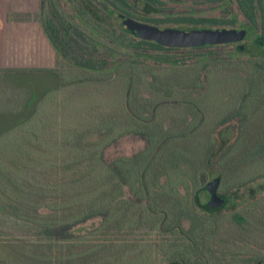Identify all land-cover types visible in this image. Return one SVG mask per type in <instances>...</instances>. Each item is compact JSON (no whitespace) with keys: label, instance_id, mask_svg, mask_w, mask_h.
I'll return each instance as SVG.
<instances>
[{"label":"trees","instance_id":"16d2710c","mask_svg":"<svg viewBox=\"0 0 264 264\" xmlns=\"http://www.w3.org/2000/svg\"><path fill=\"white\" fill-rule=\"evenodd\" d=\"M244 1L251 14L253 0ZM36 5V0L12 5L7 65L0 66V264L152 263L155 254L173 251L175 245L164 240L177 231L173 212L154 196L150 208L129 200L122 182L150 172H191L196 166L205 172L197 159L210 155L212 148L202 147L197 133L164 130L153 120L160 96L148 98L141 84L127 83V69H117L115 75L107 66L78 60L67 46L73 44L72 24L64 25L54 5L48 14L39 9L34 22ZM58 63L79 73L63 74ZM37 72L53 74L58 82L38 91L28 80ZM114 83L123 90L120 96L110 94ZM156 88L149 85V92L156 94ZM163 90L172 92L170 84ZM260 120L258 128L242 131L236 152L230 148L224 154L258 160L244 162L241 169L229 165V172L264 174ZM138 133L148 140L145 149L106 160L110 144ZM5 218L32 226L34 237L10 232L1 223ZM94 218L100 222L91 229L81 226ZM174 263L181 262L170 258L168 264Z\"/></svg>","mask_w":264,"mask_h":264},{"label":"flooded vegetation","instance_id":"af4514ba","mask_svg":"<svg viewBox=\"0 0 264 264\" xmlns=\"http://www.w3.org/2000/svg\"><path fill=\"white\" fill-rule=\"evenodd\" d=\"M244 2L39 0V9L48 14L52 5L57 6L64 25L72 24L69 36L73 44L67 46L78 60L107 66L115 75L117 69H127V83L157 85L156 94H145L162 98L154 105L153 120L173 133H197L202 147L214 150L197 159L204 163L205 172H199L200 167L196 166L191 172H150L147 178L134 180L130 176L122 182L127 198L135 203L146 202L150 208L149 200L154 196L156 203L170 205L177 232L191 244L190 249L176 255L181 263L191 256L198 262L192 264H211L203 245L211 239V221L216 228L218 214L229 209H235L236 220L233 214L231 217L243 232L256 228L264 232V174L228 170L229 165L241 169L244 162L258 158L225 156L230 141L219 142L215 137L222 127L233 122L223 130L233 129L236 141L243 130L258 128L264 115V0H253L255 8L251 14L243 8ZM246 7L252 9L249 4ZM34 12L32 20L36 22L39 13L36 18ZM134 23L182 31L225 30L235 37L180 46L139 35L130 28ZM219 76L229 80L217 86L215 79ZM165 84H170L172 92L163 90ZM214 93L222 96L218 102L207 98ZM221 153L222 156L214 155ZM151 162L157 165L153 156ZM217 179L216 194H212L208 185ZM249 239L243 247L250 241L254 244ZM242 255L237 254L238 258H244ZM246 264H264V252L251 255Z\"/></svg>","mask_w":264,"mask_h":264},{"label":"rangeland","instance_id":"374dc122","mask_svg":"<svg viewBox=\"0 0 264 264\" xmlns=\"http://www.w3.org/2000/svg\"><path fill=\"white\" fill-rule=\"evenodd\" d=\"M36 3L37 5L34 13L36 14L37 18L39 11V0H36ZM13 4H15V0H0V66L7 65L8 50L5 45L7 38V27L10 21L9 14ZM57 67L63 71V74H66L67 71L79 73L78 69L76 71L74 67L66 63H58ZM28 80H30L32 84H34L33 86H36V89L38 91H41L47 87H53L58 82V79L53 74H40L38 72L32 74L28 78ZM228 80L229 79L227 78V81ZM227 81L225 78H221V76H219L215 79V84L217 86H222ZM111 85L114 86V88L111 89V87H108L106 85L104 86L109 88L111 96H120L121 92H123V90L120 89V84L114 83ZM142 88L145 90L142 94L146 96L145 94L150 91L149 85H142ZM214 95L215 96H207L208 100L218 102L217 100H220L222 97L218 96V93H214ZM146 97L149 98L150 96ZM205 106L207 107V109H211L209 105L205 104ZM260 119L264 120V115H262ZM232 124L233 122L227 123L224 127L221 128L220 132L215 133V137L219 142H221L222 140H226L227 142L229 140L230 143L227 145V148H233L234 152H236V150L238 149V146L234 141L236 134L233 132V129H228L227 131L223 130L225 127H227L228 125L231 126ZM147 146L148 140L145 136H143V134H127L118 138L115 143L110 144L104 150V156L107 161L112 162L119 156L133 157L135 154L145 149ZM234 154L235 153H232V155ZM214 155L222 156L223 154L221 153L220 155ZM234 213L235 209H229L218 214L219 217L217 216L215 220V222L217 223L216 228L214 227V222L211 221L209 230V232H211V239L207 241L205 245H203V250L210 259L211 264H232V262H236L237 264H246L248 262V259L251 258V255L256 256L257 254L264 252V239L262 238V233H264L263 229L256 228L254 230L251 229V231L246 230L243 232L238 226V224L231 217V215ZM249 215L250 218H252V212H250ZM99 222L100 218H94L84 222L83 224H81V226L85 227V229H91L94 224L96 225ZM1 223L7 230L16 235L26 236L28 238L34 237V231L30 228L32 227L30 225H26L11 218H5L1 221ZM149 231L150 230L146 228L145 234ZM147 236H149L148 233ZM160 238H158V241L162 242L163 240H161ZM249 238L254 241V244H251L252 242L250 241L249 245L243 247V244H246V242L250 240ZM164 240H167L170 245H175L173 246L175 248L172 249L173 251H171L168 255L155 254L152 263L149 264H167L170 258L177 259L176 255L178 253L190 249L191 246L190 242L177 231L169 232L168 234H166ZM239 246H241L242 248H239ZM250 246L254 248V251L251 250ZM241 252L242 254H244L242 255L244 256V258H238L237 254ZM245 254H248L249 257H247V255ZM185 262L196 263L197 260L194 257L186 256Z\"/></svg>","mask_w":264,"mask_h":264},{"label":"water","instance_id":"95a60500","mask_svg":"<svg viewBox=\"0 0 264 264\" xmlns=\"http://www.w3.org/2000/svg\"><path fill=\"white\" fill-rule=\"evenodd\" d=\"M130 28L137 31L139 35L166 40L180 46L199 45L204 43H216L233 39L235 36L230 31H212V30H174L160 29L157 27L148 26L145 24H130ZM146 144V141H145ZM218 179L208 185L212 194H216ZM181 264V263H174Z\"/></svg>","mask_w":264,"mask_h":264},{"label":"crops","instance_id":"0c3cea01","mask_svg":"<svg viewBox=\"0 0 264 264\" xmlns=\"http://www.w3.org/2000/svg\"><path fill=\"white\" fill-rule=\"evenodd\" d=\"M6 43H7V38H6ZM6 46V45H5ZM5 66V65H4Z\"/></svg>","mask_w":264,"mask_h":264}]
</instances>
